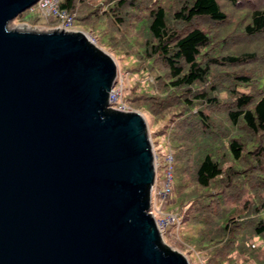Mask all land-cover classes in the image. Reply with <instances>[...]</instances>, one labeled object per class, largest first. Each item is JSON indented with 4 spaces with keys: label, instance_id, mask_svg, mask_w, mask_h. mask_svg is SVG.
<instances>
[{
    "label": "water",
    "instance_id": "water-1",
    "mask_svg": "<svg viewBox=\"0 0 264 264\" xmlns=\"http://www.w3.org/2000/svg\"><path fill=\"white\" fill-rule=\"evenodd\" d=\"M0 0V264H189L149 211L145 117L108 107L113 57L82 30L7 23Z\"/></svg>",
    "mask_w": 264,
    "mask_h": 264
},
{
    "label": "trees",
    "instance_id": "trees-1",
    "mask_svg": "<svg viewBox=\"0 0 264 264\" xmlns=\"http://www.w3.org/2000/svg\"><path fill=\"white\" fill-rule=\"evenodd\" d=\"M59 7L99 44L134 56L130 70L152 77L124 100L161 125L172 150L182 243L202 249L207 264H264V0ZM17 16L41 20L37 9Z\"/></svg>",
    "mask_w": 264,
    "mask_h": 264
},
{
    "label": "built area",
    "instance_id": "built-area-1",
    "mask_svg": "<svg viewBox=\"0 0 264 264\" xmlns=\"http://www.w3.org/2000/svg\"><path fill=\"white\" fill-rule=\"evenodd\" d=\"M60 0H36L35 4L29 7L30 10L37 9L40 17L49 24L48 30L62 29L65 31L79 30L74 27V13H69L59 7ZM87 35V34H86ZM88 37V36H87ZM89 38V37H88ZM116 80V76H115ZM114 80V81H115ZM119 81V86H115L108 92V106L119 111H132L122 97L123 86ZM153 152V162L155 175L150 187L149 211L154 216L155 224L162 239L173 238L181 222L179 212L169 208L173 201V155L169 145L166 146L162 157V177L159 176L160 158L154 143L150 137ZM169 224L175 226L173 232L166 233Z\"/></svg>",
    "mask_w": 264,
    "mask_h": 264
},
{
    "label": "rangeland",
    "instance_id": "rangeland-1",
    "mask_svg": "<svg viewBox=\"0 0 264 264\" xmlns=\"http://www.w3.org/2000/svg\"><path fill=\"white\" fill-rule=\"evenodd\" d=\"M49 27H50V25L45 23V21L42 18H41V20H38L33 24V23L28 22L26 19H22L21 17L16 16L15 18H13L12 20H10L7 23L8 29H18V30L41 31V30H48ZM76 29H78V28H76ZM79 30H81V29H79ZM85 33L89 37L88 39L90 41H92L101 50L107 52L108 54H110L113 57V59L116 63V68H117L116 80L114 81V84H115V86H119V81L122 82L121 84L123 86V90H122L123 99H125V97H132L130 95V93H131L132 88L134 86L142 85L143 83L153 82L152 77L149 76L148 74H138L135 71L130 70V66L132 65V62H134L135 57L132 55L123 54L125 51L124 48L120 47V49H119L120 53L116 54V52L114 51V46H106L105 47V45L99 44L98 41H96V39L93 36H91L89 33H87V32H85ZM251 43L253 44V46L258 45L257 42H255V41H251ZM249 46H250V44H249ZM114 84L112 85V87L110 89H112L114 87ZM108 107H110V106H108ZM131 109H133V111H138V110H135L134 108H131ZM138 112H140V111H138ZM140 113H142L146 119L149 136L153 138V141L155 143V145H154L155 149L158 151V155L160 158L159 176L162 177L163 153H162L161 148H163V147L166 148V146H167L165 135L160 133L163 129H162L161 125H159L153 121L152 116L149 113L145 112L144 109H142V111ZM174 202L175 201H174V196H173V201H172L171 205L169 206L170 208H172V207L176 208ZM174 210L179 212L177 209H174ZM174 230H175V226L173 224H169L166 227V233L173 232ZM163 241L171 249H174V250L179 251L182 254H184L186 256V258L188 259L189 264H207V260L205 258L206 256H203L202 253H200L202 251V249L197 248V250H196L190 246L192 244L182 243V241L179 239L178 229H177V233H176L175 237L169 238L166 235V238L163 239Z\"/></svg>",
    "mask_w": 264,
    "mask_h": 264
}]
</instances>
